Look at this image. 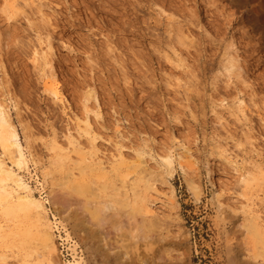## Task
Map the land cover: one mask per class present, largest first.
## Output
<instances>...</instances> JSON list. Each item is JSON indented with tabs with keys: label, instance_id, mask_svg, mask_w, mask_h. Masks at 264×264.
<instances>
[{
	"label": "rangeland",
	"instance_id": "374dc122",
	"mask_svg": "<svg viewBox=\"0 0 264 264\" xmlns=\"http://www.w3.org/2000/svg\"><path fill=\"white\" fill-rule=\"evenodd\" d=\"M0 99L56 245L0 202V264H264V0H0ZM106 201L142 239L97 226Z\"/></svg>",
	"mask_w": 264,
	"mask_h": 264
},
{
	"label": "bare ground",
	"instance_id": "6f19581e",
	"mask_svg": "<svg viewBox=\"0 0 264 264\" xmlns=\"http://www.w3.org/2000/svg\"><path fill=\"white\" fill-rule=\"evenodd\" d=\"M186 35H188V34H186ZM39 43H40V49L36 48V50H35V60H36L35 62H39L40 57H41L45 67H49V75H50L52 81H50V80L46 81V86L51 91V93H52L51 95L58 98L59 94H60V91L58 89V81L55 77L56 76L55 71L53 70V67H52V63H51L52 58L50 59V55L53 54L52 46H51V44H45L46 49H43L42 45H44L45 42L40 41ZM233 66H235V65H233ZM231 71H233V70H231ZM241 104H243V103H241ZM7 108H8L7 104L4 103L0 99V149L2 150V154H3V156L0 157V198H1L0 202H2V206H4V212H6V214L8 213V215L9 214L11 215V213H13V212L24 211V212L28 213L30 211H34V213L37 217V222H39L38 224H40V227L43 228L41 231H43L42 236H43L44 243H45L46 247L49 249V252L54 253V252H56V245L53 241L51 233L49 232L50 226L47 223V219H46V215H45L46 203L41 202L39 198H37L33 195V189L20 175L21 172H23L25 169L29 168L30 159L27 155V151L29 152V155L31 156L32 161L34 163H37V161L35 160V157H34L33 153L31 152V150L27 147V151H26L25 147L23 146L21 139H20L19 132H17L15 126L11 122V117H10V114H9ZM242 115H245V110H242ZM87 126H89V125H87ZM68 142L71 146H75L77 141H75V139L70 138V140H68ZM53 149H55V148H53ZM78 151L77 152H78L80 159L82 160V163H88V162L90 163L91 162V164H93V162L96 160L95 159L96 154L92 153V154L86 155L85 153L81 152L80 149ZM98 164L103 166L102 165L103 163L101 164L99 162ZM171 164H172V161H170L168 159L167 165L170 166ZM72 173H73V171H72ZM244 183L246 184V187L250 188L251 184H252V180L251 179H249V180L245 179ZM102 203L103 202H101V204ZM48 204L50 205L51 210L53 212H55L57 215H59V217L61 219H65L68 216L69 212L72 209V206L74 205L73 203L69 202L68 200L66 201V198L65 199L64 198L59 199L54 194H51L49 201H48ZM116 205H118V204H116ZM144 206L147 209V207H148L147 204H144ZM218 207H220V206H218ZM132 210H131V213H125L121 209L116 208L115 204L112 201H106L103 205H101L98 208V210L96 212V213H98V215L96 214V216H98L97 217L98 221L95 223L97 224V226H100V227H102V225L105 222H109V224L111 222V224H113V226H115L119 229L126 227L131 231V232L129 231V234L131 233L130 236L132 235V236H135V237L140 239L142 237L141 229L143 228L142 226H143L144 222L139 221V217H138L139 213L138 214L132 213ZM255 219L263 220L262 215L259 213L256 214ZM111 224H110V226H111ZM251 226L253 227L254 225H252V223H251ZM0 228L3 229V228H5V226L1 225ZM253 229H254V232L252 231L253 236L254 235L256 236V234H257V237H258V235L259 236L261 235L258 228L253 227L252 230ZM108 235H109L108 231L101 232L99 240H101L103 242L106 241V238ZM144 236H146V235H144ZM154 237L151 238V240L156 241V242H158L160 240V236H157V238H154ZM147 238H149L148 235H147ZM148 241H150V240L148 239ZM259 241H261V240H259ZM106 243H104V244H106ZM106 247H108V246H106ZM157 254H159V253L157 252ZM157 254H155V255L157 256ZM3 263H5V260L3 261ZM48 264H56L54 256H52V255L49 256Z\"/></svg>",
	"mask_w": 264,
	"mask_h": 264
},
{
	"label": "built area",
	"instance_id": "2783aa9c",
	"mask_svg": "<svg viewBox=\"0 0 264 264\" xmlns=\"http://www.w3.org/2000/svg\"><path fill=\"white\" fill-rule=\"evenodd\" d=\"M44 197H46V195H44Z\"/></svg>",
	"mask_w": 264,
	"mask_h": 264
}]
</instances>
